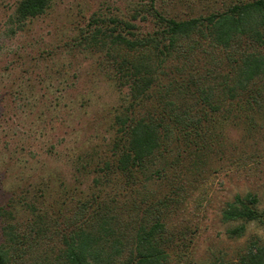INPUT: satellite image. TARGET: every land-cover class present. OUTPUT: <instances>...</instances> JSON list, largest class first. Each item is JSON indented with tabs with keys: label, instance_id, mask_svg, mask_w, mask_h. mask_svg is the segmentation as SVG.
<instances>
[{
	"label": "rangeland",
	"instance_id": "obj_1",
	"mask_svg": "<svg viewBox=\"0 0 264 264\" xmlns=\"http://www.w3.org/2000/svg\"><path fill=\"white\" fill-rule=\"evenodd\" d=\"M17 1L0 0V208L12 205L19 221L27 215L24 201L49 218L59 212L70 217L91 193L122 202L116 180H103L101 168L114 136L113 116L128 91L107 62L101 42L107 37L96 28L107 34L109 18L127 20L145 0H50L42 14L8 34ZM234 1L155 0L154 5L165 15L187 18ZM131 22L138 33L152 28L138 16ZM215 120L210 150L197 165L184 156L178 178L170 171L132 192L152 189L153 199L169 204L164 223L172 242L164 264L229 262L250 238L264 243L263 224L249 221L240 237L229 238L226 229L235 222L220 219L235 193L255 195L256 208L264 212V119H245L231 104ZM2 224L0 215V243ZM44 240L36 252L47 249Z\"/></svg>",
	"mask_w": 264,
	"mask_h": 264
},
{
	"label": "trees",
	"instance_id": "obj_2",
	"mask_svg": "<svg viewBox=\"0 0 264 264\" xmlns=\"http://www.w3.org/2000/svg\"><path fill=\"white\" fill-rule=\"evenodd\" d=\"M49 1L18 0L7 33L42 14ZM154 3L140 2L127 20L109 18L107 34L96 28L107 37L101 41L107 62L127 85L101 168L103 180L112 176L125 199L107 202L91 193L70 217L59 212L49 218L22 198L27 215L19 221L12 205L1 207L0 264H164L172 242L164 223L169 204L153 199L152 189L138 196L133 190L170 171L178 178L184 156L197 165L225 105L237 106L245 119H264V0H236L187 18L165 15ZM137 16L152 28L136 32L131 21ZM256 203L249 192L224 203L220 219L235 222L226 229L229 238L240 237L249 221L264 225ZM42 239L47 249L38 253ZM211 264H264V243L250 238L235 260Z\"/></svg>",
	"mask_w": 264,
	"mask_h": 264
}]
</instances>
